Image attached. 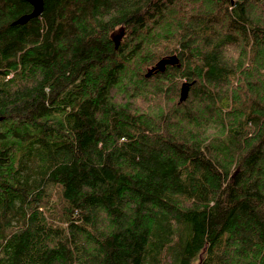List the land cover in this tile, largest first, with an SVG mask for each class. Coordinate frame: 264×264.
Masks as SVG:
<instances>
[{
    "label": "trees",
    "instance_id": "1",
    "mask_svg": "<svg viewBox=\"0 0 264 264\" xmlns=\"http://www.w3.org/2000/svg\"><path fill=\"white\" fill-rule=\"evenodd\" d=\"M43 1L0 0V264H264V0Z\"/></svg>",
    "mask_w": 264,
    "mask_h": 264
},
{
    "label": "water",
    "instance_id": "2",
    "mask_svg": "<svg viewBox=\"0 0 264 264\" xmlns=\"http://www.w3.org/2000/svg\"><path fill=\"white\" fill-rule=\"evenodd\" d=\"M33 7V11L31 14L29 15H25L23 17H21L16 23L18 24H24L27 23L29 21V19L32 18H36L38 17L44 8V1L43 0H27ZM122 38V37H121ZM120 41L116 42V48L119 47ZM178 63V59L176 58H165L162 59L157 66L155 67V69H158L160 71H164L167 65H174ZM154 71V70H153ZM150 71L147 74V77H150L152 72ZM188 92H189V86H187L186 84L183 85L182 89H181V97H180V102H183L187 99L188 97Z\"/></svg>",
    "mask_w": 264,
    "mask_h": 264
}]
</instances>
